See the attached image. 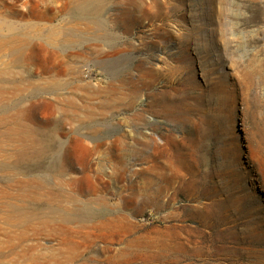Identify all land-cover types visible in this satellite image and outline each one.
I'll return each instance as SVG.
<instances>
[{"label": "rangeland", "instance_id": "374dc122", "mask_svg": "<svg viewBox=\"0 0 264 264\" xmlns=\"http://www.w3.org/2000/svg\"><path fill=\"white\" fill-rule=\"evenodd\" d=\"M0 264H264V0H0Z\"/></svg>", "mask_w": 264, "mask_h": 264}, {"label": "bare ground", "instance_id": "6f19581e", "mask_svg": "<svg viewBox=\"0 0 264 264\" xmlns=\"http://www.w3.org/2000/svg\"><path fill=\"white\" fill-rule=\"evenodd\" d=\"M155 205L159 206L160 208H164L167 205L165 203H159V201H155L154 202ZM171 241L168 240V242L166 241V238H162V237H154L153 239V245L152 247L156 248V252L154 253V257L159 260L161 258H159L162 255L163 251H172V256L170 257H174L175 261H181V257H183L182 254H179L178 252L176 253V249H175V243H173L174 239L170 238ZM176 253V254H175Z\"/></svg>", "mask_w": 264, "mask_h": 264}]
</instances>
